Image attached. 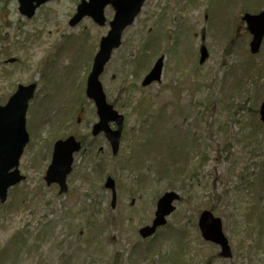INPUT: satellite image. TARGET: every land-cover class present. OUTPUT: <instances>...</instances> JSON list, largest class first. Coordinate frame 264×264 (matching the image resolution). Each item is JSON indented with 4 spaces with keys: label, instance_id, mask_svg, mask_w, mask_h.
<instances>
[{
    "label": "rangeland",
    "instance_id": "obj_1",
    "mask_svg": "<svg viewBox=\"0 0 264 264\" xmlns=\"http://www.w3.org/2000/svg\"><path fill=\"white\" fill-rule=\"evenodd\" d=\"M80 1L53 0L28 19L17 0H0V106L19 85H37L25 180L0 204V264H264V41L252 55L240 21L264 0H146L99 78L125 117L116 156L104 134L92 137L98 116L85 96L115 12L106 9L104 26L70 27ZM160 57L161 81L142 87ZM72 135L85 147L60 194L45 175L55 141ZM166 192L180 196L175 212L142 239ZM205 210L222 219L232 258L202 238Z\"/></svg>",
    "mask_w": 264,
    "mask_h": 264
},
{
    "label": "water",
    "instance_id": "obj_2",
    "mask_svg": "<svg viewBox=\"0 0 264 264\" xmlns=\"http://www.w3.org/2000/svg\"><path fill=\"white\" fill-rule=\"evenodd\" d=\"M19 12L28 19L35 16L38 8L53 0H17ZM146 0H82L77 6L76 14L69 22L75 27L84 18H91L99 26L106 24L105 9L111 6L115 11L113 20L109 23L110 31L100 41L99 51L96 54L91 73L88 76L86 96L95 103L99 121L92 128L94 137L104 133L109 141L112 153H119L120 142L124 127V116L119 114L109 104L99 80L105 66L112 57L114 50L121 46L122 35L126 28L131 26L140 14ZM242 21L246 23L247 30L252 35L250 51L253 55L259 53L264 40V11L258 14L245 13ZM208 57L205 48L201 50L200 63L203 64ZM164 68V58L160 57L153 65L151 71L142 82L143 87L161 81ZM37 85H20L16 93L5 106L0 107V203L7 201L10 188L25 180L21 175L19 166L24 150L30 137L26 129V115L29 102L33 99ZM260 119L264 123V101L260 107ZM114 123L116 129L111 128ZM82 150V143L74 136L58 140L54 144L51 163L46 172L45 181L48 186L58 185L60 193H66L67 177L72 172L74 155ZM105 188L112 192V206H115L117 194L116 183L108 177ZM180 196L175 192H166L157 202L155 218L150 226L140 229L143 239L152 237L159 228L167 224V218L175 211V203ZM198 226L203 239L220 247V256L231 258L232 251L229 241L223 231L222 220L211 211H203L198 220Z\"/></svg>",
    "mask_w": 264,
    "mask_h": 264
},
{
    "label": "trees",
    "instance_id": "obj_3",
    "mask_svg": "<svg viewBox=\"0 0 264 264\" xmlns=\"http://www.w3.org/2000/svg\"><path fill=\"white\" fill-rule=\"evenodd\" d=\"M149 68H150V65L148 64V67H147L146 71H148ZM137 108L141 109V104L140 103L137 105ZM256 113H257V111H256ZM258 178H259V181L261 182V184L263 186V184H264V164L263 163L261 164V169L259 171Z\"/></svg>",
    "mask_w": 264,
    "mask_h": 264
},
{
    "label": "flooded vegetation",
    "instance_id": "obj_4",
    "mask_svg": "<svg viewBox=\"0 0 264 264\" xmlns=\"http://www.w3.org/2000/svg\"><path fill=\"white\" fill-rule=\"evenodd\" d=\"M8 62H10V61H8ZM11 62H14V61H12V60H11ZM96 114H97V113H96ZM112 128H113V129H115V126H114V125H112ZM91 134H92V130H91ZM75 138H77V137H75ZM77 139H78V138H77ZM82 144H83V146L85 147V145H84V144H85V142H82ZM83 150H84V148H83Z\"/></svg>",
    "mask_w": 264,
    "mask_h": 264
}]
</instances>
